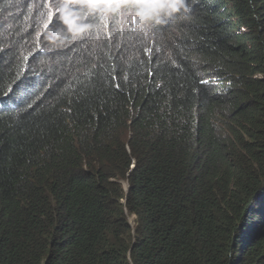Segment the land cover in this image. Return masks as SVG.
Instances as JSON below:
<instances>
[{
    "label": "trees",
    "instance_id": "16d2710c",
    "mask_svg": "<svg viewBox=\"0 0 264 264\" xmlns=\"http://www.w3.org/2000/svg\"><path fill=\"white\" fill-rule=\"evenodd\" d=\"M182 1L51 63L9 36L0 264H264V0Z\"/></svg>",
    "mask_w": 264,
    "mask_h": 264
},
{
    "label": "clouds",
    "instance_id": "9594fccd",
    "mask_svg": "<svg viewBox=\"0 0 264 264\" xmlns=\"http://www.w3.org/2000/svg\"><path fill=\"white\" fill-rule=\"evenodd\" d=\"M8 1H9V6L5 10V13L0 16V26L3 30V34L0 35V83H3V79L5 78L11 59L12 43L8 38L17 30H20L19 34L24 38V42L18 45V47L21 49H25L24 52H26V54L28 55L35 53L36 51L39 52L38 57H36L35 60L31 59V61H29L31 65L34 63H51L53 58H60V55L65 53L68 49L72 48V46L75 43H78L81 46L82 45L86 46L89 43L90 39L92 40L95 37V36L85 37L88 34V32L94 30V26H90L88 31L86 32L79 33L77 31L75 32L77 34H75L74 31H72L73 22L68 24H63L61 22L60 24H58L53 28L56 33L55 38L53 37V39L50 40L49 42L44 41L45 36H41L42 26L41 23H39L38 18L40 17L41 20L44 15L54 10L55 8L54 0H48L45 6L43 5L42 0H8ZM154 1L155 3L159 2L158 0H154ZM160 1H161V4L159 3L160 5L165 4L167 7L161 6L158 7V10L164 7V9L170 13L174 11L176 8H179V6L181 5V4L179 5V3L183 2L182 0L179 1L173 0L174 2L173 1L171 2V0H160ZM58 3L60 6L68 9L67 14L71 18V20L73 15L78 16L77 14L79 13L72 11L69 7L70 5L80 6V9L77 11H79L81 14H84L85 10H90L92 11V13L95 12L96 13L95 18L91 16V18L89 19V23L91 25L98 24V20L100 18L99 15L97 16V14H99V7L95 2H91V0H58ZM168 4L172 6H168ZM37 6L40 8L39 9L40 13L34 12ZM156 8L157 7H153L150 9L151 10L153 9L154 11L156 10ZM158 16H160V14H157V17ZM167 18H170V14H168L167 17L166 15L162 16L161 17L162 22L166 23ZM59 46L63 48V50L58 49ZM47 51H49V53ZM2 59L3 61L1 63ZM35 74H36V80L39 83L42 76L38 71ZM35 90H36L35 87H33L31 91L34 92ZM124 183L126 184L125 186H127V183L126 182ZM125 186L123 185L124 189Z\"/></svg>",
    "mask_w": 264,
    "mask_h": 264
},
{
    "label": "rangeland",
    "instance_id": "374dc122",
    "mask_svg": "<svg viewBox=\"0 0 264 264\" xmlns=\"http://www.w3.org/2000/svg\"><path fill=\"white\" fill-rule=\"evenodd\" d=\"M158 1L159 2L155 3L154 0H95V3L99 7V14H97V16L99 15L100 18L98 20L97 25H91L89 23V19L91 18V16L95 18L96 16L95 12L92 13V11L90 10H85V13L81 14L79 11H77L80 9V6L70 5L69 7L72 11L79 13L77 14L78 16L73 15L71 20V18L67 14L68 9L60 6L58 0H54L55 8L52 11L53 13L52 12L47 13L42 17L41 20L40 17L38 18V21L39 23H41L42 26L41 36H45L44 41L47 42L52 40L53 37L55 38L56 33L53 28L58 24H60L61 22L63 24H68L73 22L72 31H74V33L77 31L79 33L86 32L88 31L90 26H94V30L88 32V34L85 37H89V36L96 37L99 34L110 32V30L128 31L129 29H136L138 27L149 30L153 28V24H151L150 21V16H152V14L156 16L157 14H160V16H158L159 18H161L164 15H166L167 17V15L170 14V12L165 10L164 7L158 10V7L166 6L165 4L160 5L161 1L160 0ZM172 1L173 0H171V2ZM42 2L43 5L45 6L48 0H42ZM170 4H168V6H172ZM153 7H157L156 10L153 11V9L152 10L150 9ZM39 9L40 8L37 6L34 12L40 13ZM92 42L97 43L98 39H93ZM58 49L63 50V48H61L60 46L58 47ZM47 52L49 53V51ZM133 218H134L133 215L128 217V221L130 224H132Z\"/></svg>",
    "mask_w": 264,
    "mask_h": 264
},
{
    "label": "water",
    "instance_id": "95a60500",
    "mask_svg": "<svg viewBox=\"0 0 264 264\" xmlns=\"http://www.w3.org/2000/svg\"><path fill=\"white\" fill-rule=\"evenodd\" d=\"M125 189H127V186H125ZM249 211H250V210H249ZM249 211H248V212H249ZM248 212H246V214H248Z\"/></svg>",
    "mask_w": 264,
    "mask_h": 264
},
{
    "label": "snow or ice",
    "instance_id": "6c2138e0",
    "mask_svg": "<svg viewBox=\"0 0 264 264\" xmlns=\"http://www.w3.org/2000/svg\"><path fill=\"white\" fill-rule=\"evenodd\" d=\"M91 2H95V0H91Z\"/></svg>",
    "mask_w": 264,
    "mask_h": 264
},
{
    "label": "bare ground",
    "instance_id": "6f19581e",
    "mask_svg": "<svg viewBox=\"0 0 264 264\" xmlns=\"http://www.w3.org/2000/svg\"><path fill=\"white\" fill-rule=\"evenodd\" d=\"M124 186H125V184H124Z\"/></svg>",
    "mask_w": 264,
    "mask_h": 264
}]
</instances>
